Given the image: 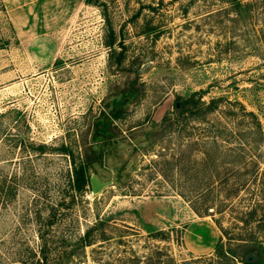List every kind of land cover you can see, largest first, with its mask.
Listing matches in <instances>:
<instances>
[{
  "label": "rangeland",
  "instance_id": "obj_1",
  "mask_svg": "<svg viewBox=\"0 0 264 264\" xmlns=\"http://www.w3.org/2000/svg\"><path fill=\"white\" fill-rule=\"evenodd\" d=\"M86 1L0 0V177L22 175L14 198L0 197V264H39L43 244L46 264H241L239 248L235 260L213 250L235 244L209 212L217 187L207 202L212 215L195 214L175 192L206 183L209 173L218 186L219 167L203 168L202 147L175 164L191 127L189 141L200 143L202 121L180 133L157 124L178 97L202 91V101L219 96V110L241 103L264 132V0ZM130 83L133 96L107 139L95 138L108 101ZM86 161L88 175L111 180L97 194L88 180L79 192L68 187L73 164ZM184 162L192 165L186 174ZM247 200L260 207L245 225ZM233 205L220 218L223 229L251 230L261 241L264 190H240ZM48 209L60 219L45 228ZM87 229L91 244L69 249ZM60 234L74 254L56 260ZM261 248L264 264V241Z\"/></svg>",
  "mask_w": 264,
  "mask_h": 264
},
{
  "label": "trees",
  "instance_id": "obj_2",
  "mask_svg": "<svg viewBox=\"0 0 264 264\" xmlns=\"http://www.w3.org/2000/svg\"><path fill=\"white\" fill-rule=\"evenodd\" d=\"M86 1V0H85ZM86 2H91L87 0ZM236 4H239L236 2ZM107 46H112V41H107ZM120 60L117 61L119 63ZM134 87L132 83L128 84L126 88L122 89L118 95L113 96L107 103L108 111L102 114V119L98 120L94 129V137L107 139L105 132L110 121L118 118L125 106L133 96ZM202 91H195L188 96L181 98L178 97L174 103V109L172 113L164 114L157 127L159 130H175L178 133L185 130L187 122L202 121L203 126L199 128L202 137H200V143L195 141H189L190 135H192L193 127L191 130L186 131V138L183 146L185 150L179 151L178 156L175 159V164L180 161L188 160L189 153L197 147H202V157L200 158L203 168L208 171L209 167L217 165L219 167V183L215 186L209 181L211 174L205 175L208 181L202 185H182L177 186L175 192L188 202L190 208L197 215H212L207 213V210L211 206L207 205V202L213 195V190H219V200L217 207L209 212L215 211L219 214V219H213L215 225L219 229L221 235L226 238L227 242L232 241L233 246H227L225 249L221 248V245L215 243L213 250L219 257H223L227 260H235V250L240 249V253H243L251 248L257 249L258 255L261 254V242L264 241V237L259 240V236L254 231H238V233L229 234L223 229L220 218L225 212H234L233 201L237 197L240 190L246 191L251 195H263L264 190V170L259 168V160L264 157L262 150H264V132L260 127V123L252 111H247L244 106L239 102L228 103L227 107L219 110V96L209 97L208 100L202 101ZM235 105V107H232ZM221 113V114H220ZM203 138V139H202ZM105 141V140H104ZM104 145L95 147L94 156L98 158V162H102L104 159L103 149ZM60 150L64 151V147L60 146ZM65 153V152H62ZM69 155H71L69 153ZM216 156L219 157V161L215 163ZM88 162L73 164L71 173L66 175L68 187L73 192H79L87 184L88 180ZM86 167V168H85ZM191 166H187V162L181 166V173L186 174L191 169ZM204 170V171H205ZM20 176H6L0 177V197L2 201L6 203L10 199L14 198L18 183L17 179ZM261 177V178H260ZM187 179V177H185ZM219 187V188H218ZM260 207L257 202L247 200L245 210L240 214H243L246 219H243V224H248L249 220H252L256 209ZM59 218L55 217V214L48 209L47 215L43 218V226L50 228L52 225L58 223ZM39 221V216H37ZM46 232H39L38 236L41 240L44 239ZM63 235H57L59 243L63 246L62 249H53V256L56 260L59 257L69 258L74 254L73 250H66V242L68 240ZM221 236H218L220 241ZM91 231L85 230L81 235L75 237L72 249L75 245V250H83L85 246L91 244ZM251 244V245H249ZM229 245V244H228ZM60 246V245H59ZM45 254H41L39 264H46L48 262L47 254L42 245ZM64 250V251H63ZM60 251H63V255H58ZM242 261V260H238Z\"/></svg>",
  "mask_w": 264,
  "mask_h": 264
},
{
  "label": "water",
  "instance_id": "obj_3",
  "mask_svg": "<svg viewBox=\"0 0 264 264\" xmlns=\"http://www.w3.org/2000/svg\"><path fill=\"white\" fill-rule=\"evenodd\" d=\"M88 183L90 187L91 194H97L104 187L108 186L111 183V180L101 181L97 178L94 173H90L88 177ZM259 255L257 249L251 248L246 250L242 255V263L241 264H260L258 262Z\"/></svg>",
  "mask_w": 264,
  "mask_h": 264
},
{
  "label": "flooded vegetation",
  "instance_id": "obj_4",
  "mask_svg": "<svg viewBox=\"0 0 264 264\" xmlns=\"http://www.w3.org/2000/svg\"><path fill=\"white\" fill-rule=\"evenodd\" d=\"M259 262V261H258Z\"/></svg>",
  "mask_w": 264,
  "mask_h": 264
}]
</instances>
